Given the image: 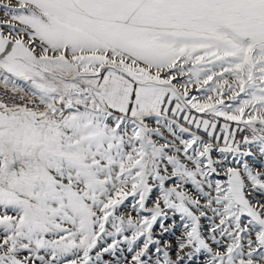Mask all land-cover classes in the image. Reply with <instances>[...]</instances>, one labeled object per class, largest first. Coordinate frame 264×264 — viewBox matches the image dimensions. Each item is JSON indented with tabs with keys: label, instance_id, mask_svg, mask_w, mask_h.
<instances>
[{
	"label": "snow or ice",
	"instance_id": "snow-or-ice-1",
	"mask_svg": "<svg viewBox=\"0 0 264 264\" xmlns=\"http://www.w3.org/2000/svg\"><path fill=\"white\" fill-rule=\"evenodd\" d=\"M0 264H264V0H0Z\"/></svg>",
	"mask_w": 264,
	"mask_h": 264
},
{
	"label": "rangeland",
	"instance_id": "rangeland-1",
	"mask_svg": "<svg viewBox=\"0 0 264 264\" xmlns=\"http://www.w3.org/2000/svg\"><path fill=\"white\" fill-rule=\"evenodd\" d=\"M124 211H127V208L124 209ZM158 227V226H157ZM177 234H178V231H177ZM108 257H105V259H107Z\"/></svg>",
	"mask_w": 264,
	"mask_h": 264
}]
</instances>
